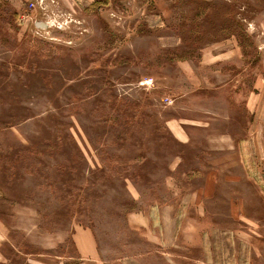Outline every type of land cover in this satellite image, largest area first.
Listing matches in <instances>:
<instances>
[{
    "label": "rangeland",
    "instance_id": "obj_1",
    "mask_svg": "<svg viewBox=\"0 0 264 264\" xmlns=\"http://www.w3.org/2000/svg\"><path fill=\"white\" fill-rule=\"evenodd\" d=\"M0 264H264V0H0Z\"/></svg>",
    "mask_w": 264,
    "mask_h": 264
},
{
    "label": "crops",
    "instance_id": "obj_2",
    "mask_svg": "<svg viewBox=\"0 0 264 264\" xmlns=\"http://www.w3.org/2000/svg\"><path fill=\"white\" fill-rule=\"evenodd\" d=\"M83 237H85L87 241H90V236H89L88 232L81 233V235H80V233H79L77 239H78V240H83ZM79 244H80L81 247L84 246V244H83L81 241H79ZM90 245H91V244H90V242H89V246H90ZM89 249H92V247H89Z\"/></svg>",
    "mask_w": 264,
    "mask_h": 264
}]
</instances>
